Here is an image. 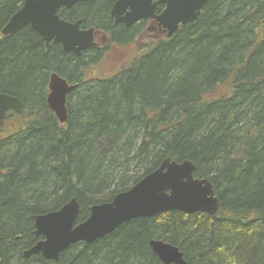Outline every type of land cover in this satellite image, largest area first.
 Listing matches in <instances>:
<instances>
[{
	"label": "trees",
	"instance_id": "trees-1",
	"mask_svg": "<svg viewBox=\"0 0 264 264\" xmlns=\"http://www.w3.org/2000/svg\"><path fill=\"white\" fill-rule=\"evenodd\" d=\"M115 1L59 14L108 34L112 45L134 44L139 27L109 16ZM16 6L0 0V92L23 104L7 117L11 132L0 129V264H163L152 240L177 246L187 264H264V0H209L197 21L149 43L109 78L88 74L99 49L85 63L58 45L45 48L29 28L2 37ZM53 72L78 84L65 124L46 101ZM167 158L192 161L195 176L213 184L215 215L138 218L71 246L57 262L23 258L36 243L35 215L76 198L81 222Z\"/></svg>",
	"mask_w": 264,
	"mask_h": 264
},
{
	"label": "water",
	"instance_id": "water-1",
	"mask_svg": "<svg viewBox=\"0 0 264 264\" xmlns=\"http://www.w3.org/2000/svg\"><path fill=\"white\" fill-rule=\"evenodd\" d=\"M90 0H24L23 7L15 13L2 30L3 35L14 34L30 25L48 46L51 41L61 44L65 52L80 55L94 44V27L80 30L81 21L63 20L59 9L72 8ZM209 0H117L111 9L116 24L131 27L143 18L155 19L173 37L180 25L199 19ZM164 10L156 14L157 7ZM47 104L61 124L68 120V96L78 88L57 73L49 78ZM19 97L0 92V128L9 111L21 114ZM196 165L190 160L178 162L167 158L151 173L144 176L130 189L117 194L111 202L94 204L90 215L78 223L81 205L72 198L59 210L34 217V235L38 240L23 254L25 259L36 255L59 261L63 252L78 243L92 244L113 233L121 225L138 218H150L171 211L186 214L206 213L215 215L220 207L213 184L205 178H196ZM150 246L163 264H187L177 246L163 240H152Z\"/></svg>",
	"mask_w": 264,
	"mask_h": 264
},
{
	"label": "rangeland",
	"instance_id": "rangeland-1",
	"mask_svg": "<svg viewBox=\"0 0 264 264\" xmlns=\"http://www.w3.org/2000/svg\"><path fill=\"white\" fill-rule=\"evenodd\" d=\"M139 34L140 37L134 44L123 47H118L106 42L108 38L100 34L98 42L100 41L103 43V46L108 49L100 63L89 68L88 74L98 78L112 77L125 67L131 65L132 62L142 54L149 43L156 42L166 37V34L160 33L152 22L148 23L143 28L141 27L139 29ZM218 93H221L220 90ZM12 124L13 122H7L5 131L2 132L1 135H8L9 132H11L9 130L12 129Z\"/></svg>",
	"mask_w": 264,
	"mask_h": 264
},
{
	"label": "flooded vegetation",
	"instance_id": "flooded-vegetation-1",
	"mask_svg": "<svg viewBox=\"0 0 264 264\" xmlns=\"http://www.w3.org/2000/svg\"><path fill=\"white\" fill-rule=\"evenodd\" d=\"M10 1V0H9ZM11 1H15L16 2V4H17V6H16V8H15V10L13 11V13H12V15L9 17V19L7 20V22H6V24L9 22V20L11 19V17L15 14V13H17L22 7H23V5H24V0H11ZM117 1V0H116ZM115 1V2H116ZM155 1H157V0H154V2ZM83 2H85V1H83ZM114 5V4H113ZM113 5H112V7H113ZM206 6V5H205ZM205 6H204V8H205ZM112 7H111V9H112ZM164 4H160V5H158V7H157V11H156V14H160L163 10H164ZM73 8V7H72ZM72 8H70V9H72ZM204 8H203V10H204ZM70 9H65V10H70ZM110 13H111V10H110ZM110 16V18L113 20V22H114V24L115 25H120V24H122V25H124L126 28H133V27H139V29L142 27H144V26H146L148 23H150V22H152L153 24H154V27L155 28H157V30L160 32V33H165L166 34V29H164V27L163 26H161L155 19H151V18H143V19H141V20H139L138 22H136L134 25H132L131 27H127L124 23H119V24H116L115 23V21H114V19L111 17V15H109ZM200 18V17H199ZM66 20V19H65ZM67 21H69V22H72V23H75V22H77V21H81V20H75V21H70V20H67ZM6 24L4 25V27L6 26ZM3 27V28H4ZM23 28H29V29H31L33 32H35L36 34H37V36H39L43 41H44V46H45V48H49L51 45H58L61 49H62V51H64L63 50V47H62V45L61 44H57V43H54L53 41H51L50 43H49V45L47 46L46 45V41L44 40V38L39 34V33H37L36 31H34L32 28H31V26L30 25H27V26H25V27H23ZM79 28H80V30H85V29H89V28H92V27H84L83 25H82V21H81V24H80V26H79ZM22 29V28H21ZM3 30V29H2ZM20 30V29H19ZM18 30V31H19ZM17 32V31H16ZM100 34H102V35H104L105 37H107L108 38V40H106V42H109V35L108 34H106V33H104V32H100L98 29H96L95 27H94V32H93V35H94V44L95 45H93L92 47H88L87 49H85V50H82L81 51V53H80V55H76L75 53H73V52H66V53H72L74 56H76L77 58H84L83 60H84V62L86 63V62H93L94 60H92V59H89L87 56H86V54L88 53V52H90V50H92V49H99V50H101V51H103V55H102V59H103V57H104V55H105V52H106V50L108 49V48H106V47H104L103 46V43H101L100 41L98 42V39H99V36H100ZM1 35H2V37H7V36H10V35H13V34H10V35H3L2 34V31H1ZM140 37V34L138 33V38ZM137 38V39H138ZM106 42H105V44H106ZM65 52V51H64ZM85 56V57H84ZM100 58V61L102 60ZM100 61H99V63H100ZM83 62V61H82ZM96 64H98V62L96 63ZM96 64H93V65H91L90 67H93L94 65H96ZM10 113H12V112H10ZM9 113V114H10ZM32 258L33 257H31V258H29V259H25V260H28L29 262L30 261H32ZM32 264H38V263H35V262H32Z\"/></svg>",
	"mask_w": 264,
	"mask_h": 264
}]
</instances>
